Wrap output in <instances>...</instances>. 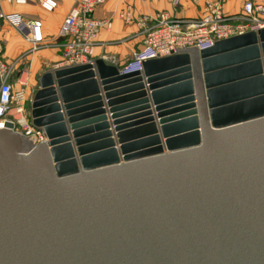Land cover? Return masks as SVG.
I'll return each mask as SVG.
<instances>
[{"label": "water", "instance_id": "obj_1", "mask_svg": "<svg viewBox=\"0 0 264 264\" xmlns=\"http://www.w3.org/2000/svg\"><path fill=\"white\" fill-rule=\"evenodd\" d=\"M175 50L39 77L45 143L0 130V264H264V28Z\"/></svg>", "mask_w": 264, "mask_h": 264}, {"label": "built area", "instance_id": "obj_2", "mask_svg": "<svg viewBox=\"0 0 264 264\" xmlns=\"http://www.w3.org/2000/svg\"><path fill=\"white\" fill-rule=\"evenodd\" d=\"M106 0H75V5L63 20L59 37L65 40L62 48L63 67L92 63L95 42L102 31H110L111 21H101L94 17L95 10ZM182 0H170L178 7ZM17 6L26 5L28 0H0L1 3ZM39 7L45 13H52L58 7L55 0H38ZM0 20L12 29L21 32L30 52H36L46 46L40 21L24 22L17 13L3 14ZM141 48L130 55V62L122 69L124 73L142 70L144 61L178 54L175 49H208L215 42L264 28V4L247 1L240 16L225 15L221 0L205 1L199 19L193 22L183 21L166 11L157 12L151 18L141 19ZM3 47L0 44V57ZM11 73L0 64V130L6 123L13 131L34 145L45 143L42 132L32 126L26 109L27 95L25 85L16 88L11 81Z\"/></svg>", "mask_w": 264, "mask_h": 264}, {"label": "crops", "instance_id": "obj_3", "mask_svg": "<svg viewBox=\"0 0 264 264\" xmlns=\"http://www.w3.org/2000/svg\"><path fill=\"white\" fill-rule=\"evenodd\" d=\"M58 7L52 13H45L39 7L38 0H28L26 5L17 6L1 3L3 14L17 13L24 22L40 21L46 46L39 51L30 52L21 32L12 29L0 20V44L3 64L12 77L16 88L25 85L27 95L26 109L34 91L38 88L39 77L52 69L63 67L62 48L65 40L59 37L60 27L65 17L75 5V0H55ZM209 0H182L178 7H173L170 0H106L104 5L95 10L94 17L101 21H111L110 31H102L95 42L93 60H103L107 64L123 69L130 62L133 51L141 48V19L151 18L157 12L166 11L175 17L193 22L199 19L202 6ZM225 15L240 16L245 2L264 4V0H221Z\"/></svg>", "mask_w": 264, "mask_h": 264}]
</instances>
